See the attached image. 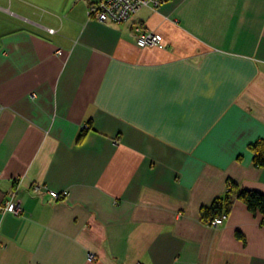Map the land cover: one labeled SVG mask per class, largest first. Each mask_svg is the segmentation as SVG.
I'll use <instances>...</instances> for the list:
<instances>
[{"label":"crops","instance_id":"crops-1","mask_svg":"<svg viewBox=\"0 0 264 264\" xmlns=\"http://www.w3.org/2000/svg\"><path fill=\"white\" fill-rule=\"evenodd\" d=\"M97 1L0 0V264H264V222L236 198L264 194V0L123 23L90 18ZM226 195L209 226L201 206Z\"/></svg>","mask_w":264,"mask_h":264},{"label":"built area","instance_id":"built-area-1","mask_svg":"<svg viewBox=\"0 0 264 264\" xmlns=\"http://www.w3.org/2000/svg\"><path fill=\"white\" fill-rule=\"evenodd\" d=\"M165 0H98L91 4L87 10L88 16L94 18L100 22H112V23H123L128 20L142 7L157 8ZM50 31H53L50 29ZM131 34L134 37L135 44L138 48L145 47H158L165 48V44L159 35L154 34L141 25H134L131 30ZM34 193H45L52 199H59L65 197L68 193L67 190L57 191L49 189L45 185H34ZM2 210L8 211L14 214L21 213L20 201L16 198V191H13ZM226 213H222L207 223L211 227H217L226 220ZM89 260H93L92 254L88 255Z\"/></svg>","mask_w":264,"mask_h":264},{"label":"trees","instance_id":"trees-1","mask_svg":"<svg viewBox=\"0 0 264 264\" xmlns=\"http://www.w3.org/2000/svg\"><path fill=\"white\" fill-rule=\"evenodd\" d=\"M252 163L255 167L261 168L264 166V140L257 141L251 145ZM229 187L233 189L235 184L230 181ZM236 198L240 200L246 208L256 214H260L264 222V194L253 189H238ZM230 204L229 195L222 198H216L208 206H201L200 216L208 222L212 218L225 213Z\"/></svg>","mask_w":264,"mask_h":264}]
</instances>
